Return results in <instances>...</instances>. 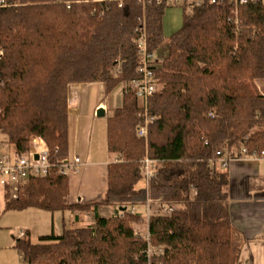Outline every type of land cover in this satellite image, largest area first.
<instances>
[{
    "label": "trees",
    "instance_id": "obj_1",
    "mask_svg": "<svg viewBox=\"0 0 264 264\" xmlns=\"http://www.w3.org/2000/svg\"><path fill=\"white\" fill-rule=\"evenodd\" d=\"M0 7V135L17 156L42 139L52 162L68 156L69 85L101 83L104 98L124 86L120 107L106 118L107 165L100 202L68 205V178H31L5 210L89 211L137 195L141 162H155L148 200L173 208L148 219L151 246L127 210L93 225L63 228L30 243L15 240L26 264H237L239 246L227 208V174L219 162L241 149L264 152V4L203 3L168 39L155 71L160 90L149 99L146 140L136 136L140 107L128 84L139 78L137 29L148 50L164 41L168 0H3ZM116 73V75H114ZM214 164L211 169L210 164Z\"/></svg>",
    "mask_w": 264,
    "mask_h": 264
},
{
    "label": "crops",
    "instance_id": "obj_2",
    "mask_svg": "<svg viewBox=\"0 0 264 264\" xmlns=\"http://www.w3.org/2000/svg\"><path fill=\"white\" fill-rule=\"evenodd\" d=\"M94 84L99 86L101 94L91 100L89 92ZM255 84L259 94L264 96V80L257 81ZM122 89L124 90V86H121L119 90L117 88L109 97V101L108 98H104L101 83L68 86L67 156L69 159L78 158L80 160L78 172L67 177L68 195L66 202L68 205H91L100 202L104 196L107 186V165L115 161L116 157L109 154L107 149L106 154L98 153L96 145L102 143L101 134L102 126H104L106 147V118L113 110L120 107ZM100 108L105 110L104 117H98L96 114ZM97 128L98 132H96ZM1 144L6 143L1 142ZM225 172L228 181V215L233 238L238 242L240 250L237 264H264V160L251 158L230 160ZM3 200L5 203L4 198ZM133 203L135 202L128 199L121 202L114 201L108 206H97L94 210L90 209L89 211L67 209L61 212L62 224H64L63 218L66 214L68 215V224L87 223L85 226H91L95 221V215L104 218L120 215L123 211L134 207ZM136 213L138 212L136 211ZM141 220L140 225L146 236L148 219L141 216ZM53 230L54 227L52 226L51 233L45 231L38 233L37 237L50 234L57 236ZM28 232H25L26 236ZM11 238L14 239V243L18 239V237L13 238V236Z\"/></svg>",
    "mask_w": 264,
    "mask_h": 264
},
{
    "label": "built area",
    "instance_id": "obj_3",
    "mask_svg": "<svg viewBox=\"0 0 264 264\" xmlns=\"http://www.w3.org/2000/svg\"><path fill=\"white\" fill-rule=\"evenodd\" d=\"M121 1V0H116ZM181 2L185 10L190 14L193 7L200 6L203 3H209L215 6H222L228 4L234 7L233 15L237 14V6L246 2H259L264 4V0H168V4ZM4 1L0 0V7H4ZM137 55L140 64L137 68L139 78L132 80L128 84V90L136 97L139 102L140 111L138 117L140 118V124L136 128V136L146 140L148 127L153 123L155 118L149 115V99L160 90V85L155 78V71H157L162 64L155 59V51H149L146 42L145 30L139 27L137 30ZM116 75V73L114 74ZM32 148L21 156H17L12 147L8 144H2L5 152L0 154V190L2 191L3 198L6 196L9 199H16L18 196V188L26 183L31 178H44L53 174L68 177L78 172L80 166V160L78 158L69 159L64 158L52 162L49 157V150L45 142L40 138H34L31 142ZM239 158H251L254 160H264V152L248 156L246 150L243 148L235 156L229 160H222L219 163L221 169H226L230 160ZM211 169L214 168V164H210ZM156 167L155 162L144 159L141 162V173L145 179V188L150 179L153 178V171ZM147 219L153 214L159 213L167 215L172 212L173 208L168 206H157L154 211V204L151 203L148 198L144 204ZM130 214L136 213L134 207L127 210ZM1 215V212H0ZM25 237V233H21L20 239ZM145 240L147 241V249L145 254L149 259L151 256H160L163 254L164 249L162 247L156 248L150 245L148 235Z\"/></svg>",
    "mask_w": 264,
    "mask_h": 264
},
{
    "label": "rangeland",
    "instance_id": "obj_4",
    "mask_svg": "<svg viewBox=\"0 0 264 264\" xmlns=\"http://www.w3.org/2000/svg\"><path fill=\"white\" fill-rule=\"evenodd\" d=\"M183 10L184 9L181 2L171 3L164 10L162 17V31L164 41L162 45L155 50V59H157L159 62L166 58L169 50V37L179 30L182 25ZM119 88L121 89V86L118 87V90ZM89 93L91 95V100H94L99 94H101L99 86L95 84L92 85ZM108 100L110 101L109 97ZM102 127V143L97 144L96 149L98 150V153L106 154L105 128L104 126ZM96 132H98V128L96 129ZM3 141L4 139L0 135V154L5 152L1 144ZM136 191L137 195L130 199L135 202L133 203L134 209L141 214L142 218L147 219L144 206L147 199L144 177H142V179L137 183ZM115 209L117 210L118 208ZM156 209L157 206L154 205L153 210L155 211ZM106 211L107 209L105 212ZM0 212V264H26L21 252L14 247V239H12L11 236H13V238H17L20 237L21 233L29 231L26 239H28L30 243L34 244L38 242V233H44L45 231H47L46 233H51L52 226L54 227V233L57 235L62 233L63 227H87L85 226L87 223L74 225L68 224V215L66 214L63 218L64 224H62L61 211L50 213L37 208H27L24 210H5L3 194L1 190ZM140 224L141 223L134 224V230L136 233H139L141 236L145 237V232H143L142 226Z\"/></svg>",
    "mask_w": 264,
    "mask_h": 264
},
{
    "label": "water",
    "instance_id": "obj_5",
    "mask_svg": "<svg viewBox=\"0 0 264 264\" xmlns=\"http://www.w3.org/2000/svg\"><path fill=\"white\" fill-rule=\"evenodd\" d=\"M97 116L98 117H104L105 115V110L103 108H100L98 111H97Z\"/></svg>",
    "mask_w": 264,
    "mask_h": 264
}]
</instances>
